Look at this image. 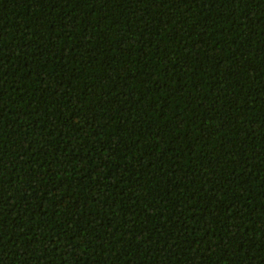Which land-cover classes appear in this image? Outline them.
<instances>
[{
    "label": "trees",
    "instance_id": "obj_1",
    "mask_svg": "<svg viewBox=\"0 0 264 264\" xmlns=\"http://www.w3.org/2000/svg\"><path fill=\"white\" fill-rule=\"evenodd\" d=\"M0 264H264V0H0Z\"/></svg>",
    "mask_w": 264,
    "mask_h": 264
},
{
    "label": "snow or ice",
    "instance_id": "obj_2",
    "mask_svg": "<svg viewBox=\"0 0 264 264\" xmlns=\"http://www.w3.org/2000/svg\"><path fill=\"white\" fill-rule=\"evenodd\" d=\"M159 3L165 4V0H159Z\"/></svg>",
    "mask_w": 264,
    "mask_h": 264
}]
</instances>
